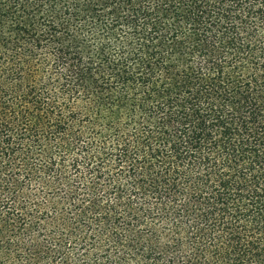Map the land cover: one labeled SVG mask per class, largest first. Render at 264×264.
Here are the masks:
<instances>
[{
    "label": "trees",
    "instance_id": "16d2710c",
    "mask_svg": "<svg viewBox=\"0 0 264 264\" xmlns=\"http://www.w3.org/2000/svg\"><path fill=\"white\" fill-rule=\"evenodd\" d=\"M0 264H264V0H0Z\"/></svg>",
    "mask_w": 264,
    "mask_h": 264
}]
</instances>
